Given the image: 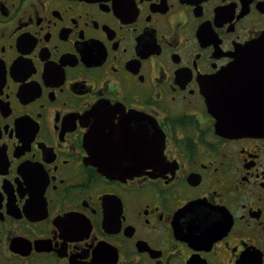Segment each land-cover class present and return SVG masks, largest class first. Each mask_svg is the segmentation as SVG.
Here are the masks:
<instances>
[{
  "label": "flooded vegetation",
  "instance_id": "obj_1",
  "mask_svg": "<svg viewBox=\"0 0 264 264\" xmlns=\"http://www.w3.org/2000/svg\"><path fill=\"white\" fill-rule=\"evenodd\" d=\"M263 41L264 0H0V264H264V131L210 107L264 111Z\"/></svg>",
  "mask_w": 264,
  "mask_h": 264
},
{
  "label": "water",
  "instance_id": "obj_2",
  "mask_svg": "<svg viewBox=\"0 0 264 264\" xmlns=\"http://www.w3.org/2000/svg\"><path fill=\"white\" fill-rule=\"evenodd\" d=\"M262 48H264V41L262 42ZM225 100L233 101L232 98L225 99L223 97H215L211 99V108L216 111L218 117V130H222L232 134H246L251 132H260L264 131V111L256 115L255 119L253 115H246V119H250L247 123H242L239 119L237 109H228L225 104ZM232 108V104L230 105ZM226 109V110H225ZM92 129L89 137L87 138L89 149L93 154L92 162H95L94 154L96 152L95 138L96 131ZM98 166L101 168V171L113 176L118 174L121 171L122 164L118 161H102L97 162Z\"/></svg>",
  "mask_w": 264,
  "mask_h": 264
}]
</instances>
